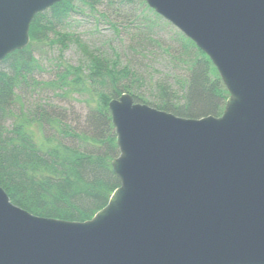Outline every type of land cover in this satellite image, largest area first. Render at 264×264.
Wrapping results in <instances>:
<instances>
[{
	"label": "water",
	"instance_id": "1",
	"mask_svg": "<svg viewBox=\"0 0 264 264\" xmlns=\"http://www.w3.org/2000/svg\"><path fill=\"white\" fill-rule=\"evenodd\" d=\"M61 0H0V61ZM212 60L220 116L108 103L120 178L90 219L40 216L0 186V264H264V0H147Z\"/></svg>",
	"mask_w": 264,
	"mask_h": 264
},
{
	"label": "trees",
	"instance_id": "2",
	"mask_svg": "<svg viewBox=\"0 0 264 264\" xmlns=\"http://www.w3.org/2000/svg\"><path fill=\"white\" fill-rule=\"evenodd\" d=\"M78 16L125 33L128 49L142 58L162 51L171 70L124 64L118 51L108 56L92 48L69 30ZM71 43L83 53L78 64L65 59ZM43 70L53 77L38 79ZM29 89L53 95L25 105ZM124 92L189 118L220 116L229 97L211 58L147 0H61L38 12L29 44L0 61V186L12 202L36 215L79 221L103 208L121 183L112 167L120 150L108 103ZM71 97L81 111L62 106Z\"/></svg>",
	"mask_w": 264,
	"mask_h": 264
},
{
	"label": "rangeland",
	"instance_id": "3",
	"mask_svg": "<svg viewBox=\"0 0 264 264\" xmlns=\"http://www.w3.org/2000/svg\"><path fill=\"white\" fill-rule=\"evenodd\" d=\"M70 31L78 34L86 43H88L92 48L96 50H100L108 56H113L114 51H118L121 55V61L126 64L127 61L132 64L134 61L140 67H144L146 63H153L157 69L162 72H169L171 70L170 59L164 55V53L160 50H157L153 53V57L149 56L146 58H142L140 55H136V52H132L128 49L129 38L125 33L118 34L112 28H110L109 24L101 23L100 25L95 24V20L91 17L87 16H78L72 22ZM48 50L49 55L57 54L58 48L54 51L44 48ZM65 59L73 64H78L80 60L84 57L82 51L77 46L76 43H71L70 46L64 52ZM152 59L153 61L149 60ZM49 68V64L47 65ZM50 69V68H49ZM54 73L51 70H43L39 71L36 76L40 80H50L53 77ZM158 74L156 75V77ZM51 94L47 90L37 89L36 92L31 91L30 89L24 95L22 102L25 105H28L30 102L38 99L39 97L49 96ZM78 97V94H75ZM54 98V97H53ZM72 100H68L63 98L61 100L62 106L71 108L70 106L76 110L81 111L82 103L75 99V97H71ZM57 100H59L57 98Z\"/></svg>",
	"mask_w": 264,
	"mask_h": 264
}]
</instances>
